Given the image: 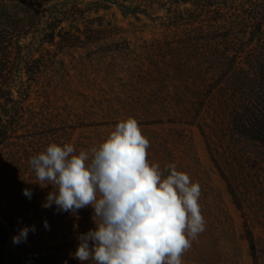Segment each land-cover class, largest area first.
Masks as SVG:
<instances>
[{"label": "rangeland", "instance_id": "374dc122", "mask_svg": "<svg viewBox=\"0 0 264 264\" xmlns=\"http://www.w3.org/2000/svg\"><path fill=\"white\" fill-rule=\"evenodd\" d=\"M44 3L38 29L44 30L20 38L23 59L8 73L24 112L19 137L0 161L3 205L11 202L50 244L74 243L77 250L78 235L95 227L92 207L78 216L43 207L52 186L30 183L36 177L29 159L52 142L89 150L132 116L150 141L149 161L161 170L175 163L201 187L206 228L183 264H264V145L234 122L238 107L264 104L255 101L264 91V37L252 36L256 20L202 29L170 19L176 12L169 0ZM241 46L247 51L232 62Z\"/></svg>", "mask_w": 264, "mask_h": 264}, {"label": "clouds", "instance_id": "9594fccd", "mask_svg": "<svg viewBox=\"0 0 264 264\" xmlns=\"http://www.w3.org/2000/svg\"><path fill=\"white\" fill-rule=\"evenodd\" d=\"M149 139L135 117L120 120L89 150L52 142L29 159L42 188V204L78 216L91 206L94 228L78 235L73 257L90 264H183L184 254L206 228L201 187L178 170L148 159ZM30 199L32 191L24 189ZM49 228L48 221H44ZM35 225L20 228L12 242H26ZM66 264V262H65Z\"/></svg>", "mask_w": 264, "mask_h": 264}, {"label": "trees", "instance_id": "16d2710c", "mask_svg": "<svg viewBox=\"0 0 264 264\" xmlns=\"http://www.w3.org/2000/svg\"><path fill=\"white\" fill-rule=\"evenodd\" d=\"M46 1L48 0H0V161L5 159L4 148L11 145L13 137H19L18 129L22 127L20 121L24 112L21 101L14 98L9 88L8 73L10 67L16 66V60L23 59L20 52L23 44L20 38L44 30L38 29L43 20L41 6ZM169 1L171 10L176 12L170 19L199 22L202 29L204 26L215 27L219 21L226 23L227 20L248 27V22L256 20L257 27L252 31V36L264 37V0ZM188 3L191 5L188 6ZM250 7L253 11L245 14ZM235 11L236 16L232 14ZM242 11L244 12L241 13ZM202 33L205 34V31ZM245 33H248V30ZM219 35L224 39L228 36L225 32H219ZM13 47H16L18 52L12 49ZM246 51L245 46L238 47L232 55V62ZM260 99L264 103V91L255 101ZM234 122L236 131L264 145V104L254 103L251 107L246 105L243 109L238 107ZM1 182L4 183V179ZM3 203L4 200L0 197V264H90L73 257L72 253L76 249L74 251L70 247H76L74 243L50 244L37 226L34 232H29L26 242L14 244L12 238L18 230L33 224L26 217H17L18 213L11 202H7L10 206H4Z\"/></svg>", "mask_w": 264, "mask_h": 264}]
</instances>
